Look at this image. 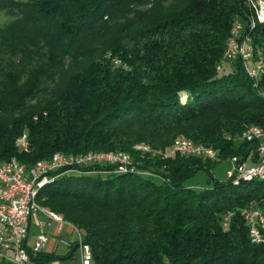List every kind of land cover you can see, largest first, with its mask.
I'll list each match as a JSON object with an SVG mask.
<instances>
[{"label": "trees", "instance_id": "obj_1", "mask_svg": "<svg viewBox=\"0 0 264 264\" xmlns=\"http://www.w3.org/2000/svg\"><path fill=\"white\" fill-rule=\"evenodd\" d=\"M0 9L16 16L0 26V159L32 166L59 152L122 151L136 165L59 168L40 192L44 208L80 229L93 264H264L245 218L253 204L264 210V181L185 184L222 159L255 154L257 141L237 136L264 126V74L253 79L241 57L218 68L239 19L264 58L258 8L249 0H0ZM24 134L27 147L18 145ZM179 139L211 145L218 158L136 148L166 151ZM56 258L33 256L35 264Z\"/></svg>", "mask_w": 264, "mask_h": 264}, {"label": "built area", "instance_id": "obj_2", "mask_svg": "<svg viewBox=\"0 0 264 264\" xmlns=\"http://www.w3.org/2000/svg\"><path fill=\"white\" fill-rule=\"evenodd\" d=\"M249 7L254 9V0L249 2ZM247 21L249 22V17ZM260 23H264V21H260ZM238 57L242 58L246 70L253 79L257 80L264 74L259 55H252L250 51L247 35L244 36V22L241 19H239V27L231 30L225 57L222 59L218 70L222 69L225 62ZM238 139L257 141L256 151L253 156L245 160L233 159L234 168L229 171L228 177L233 182L264 177V135H260V125L257 124V130H250L249 136ZM18 145L27 147L26 134L18 140ZM163 151L165 158L176 152L204 159H217L219 154L218 149L206 144H203L202 149H193L192 142L180 146H171L168 150ZM151 156L155 157V154ZM97 163L114 164L116 171L127 168L136 169L131 158L112 156L108 153L91 154L88 152L80 157L70 158H61L60 153H56L52 156V164L50 165H43L42 160L40 165L28 166V168H16L14 164L8 163L7 169L0 170V259H6L14 264H35L33 256L45 251L49 241L46 228L51 224L50 222H58L59 230H62L66 221L55 217L54 214H45L50 222L41 219L36 220L39 232L35 241L31 242L30 222L33 217L40 213V211H36V208H31V191H34L43 179L56 177L52 175V172L59 168ZM245 218L249 225L251 241L264 244V213L245 216ZM71 228L78 234L76 245L81 249V264H93L94 256L91 245L84 241L83 234L79 232V229Z\"/></svg>", "mask_w": 264, "mask_h": 264}, {"label": "rangeland", "instance_id": "obj_3", "mask_svg": "<svg viewBox=\"0 0 264 264\" xmlns=\"http://www.w3.org/2000/svg\"><path fill=\"white\" fill-rule=\"evenodd\" d=\"M251 1L253 0H249V2ZM254 1L258 2L260 0H254ZM260 3L261 5L263 4L262 5L263 8L262 7L258 8V11L264 10V0H262V2ZM261 11L258 14H261L262 13ZM15 17L16 16L8 14L6 10L0 9V26L6 25ZM48 84L52 85L51 81ZM233 168H234L233 159L231 158L222 159L218 161L215 168L211 171V174L207 171L199 170L194 176L187 179L185 184L195 188H202V187L212 186L214 183V178L219 181L226 182L228 181L229 178L228 173L229 171L233 170ZM156 180L158 182H161L162 178L157 177ZM251 208L252 209L260 208L264 212V210L261 207L257 206V204H253L252 207L248 209ZM69 224H70L69 222H66L62 230L59 229L57 230V226L53 227V231L52 230L49 231L48 228L50 241L45 247V251L54 252L55 254L59 255L60 258L53 259L47 264H81L82 263L81 249L79 246L76 245V242L78 240V234L77 232L72 230L71 228L72 226L71 224L70 225ZM70 251H72V254L69 256Z\"/></svg>", "mask_w": 264, "mask_h": 264}, {"label": "bare ground", "instance_id": "obj_4", "mask_svg": "<svg viewBox=\"0 0 264 264\" xmlns=\"http://www.w3.org/2000/svg\"><path fill=\"white\" fill-rule=\"evenodd\" d=\"M260 2H262V0H260L258 2H254V7L255 8L262 7L263 4L261 5ZM260 11H258V13ZM263 11L264 10H262L261 11L262 13L259 14L260 19H264V13H263ZM238 27H239V22L235 23V27L234 28H238ZM247 41H248V44H249V47H250V51H251L252 55H254L253 48H252V46L250 44L251 43L250 42V39H247ZM259 59L261 61V66L264 69V58L262 56H259ZM250 130H257V125H253L250 129H248L247 131H245L242 135H238L237 138H242V137L249 136L250 135ZM260 135H264V126H261V125H260ZM245 140L253 141V139H245ZM191 142H192V148L193 149H202L203 148V144L195 143V142H193L191 140H188V139H179L174 144V146H180V145H183L184 143H191ZM136 148H137V150H140V151H142L144 153H152V154H156V155H159V156L165 158V152L163 150H154L151 146H149V144L147 145V144L141 143V144L136 145ZM59 153H60V157L61 158L80 157V156L83 155V154H81V155H66V154L61 153V152H59ZM103 153H108V154H110L112 156H122L123 158H131L130 154L125 153V152H122V151L121 152H119V151H117V152H103ZM91 154H101V153H91ZM181 154H183V153H181ZM8 163L14 164V166L16 168H28V166L26 164L20 162L16 158H13V159L8 160V161H3V160L0 159V170L7 169ZM40 163H41V161H38L34 165H40ZM42 164L43 165H50V164H52V159H50L49 161H42ZM132 164H133V161H132ZM34 165H32V166H34ZM131 170H135V168L121 169V170H117V172L126 173V172H129ZM55 178L56 177H48V178H45V179H43L42 181L39 182V185L34 189V191H31L30 204H31V208H36V211H42V212H45L46 214H54L55 217H59L60 219L63 220V218H62L61 215H59L58 213H56L54 211H51V210H48V209L44 208L40 204V202H39V197H40L41 190L48 183H50L51 181H53ZM254 179H259V180L264 181V177L253 178V179H244V180H246V181H252ZM239 182L240 181H234L235 184H238ZM261 213H264V212L261 209H257V208L246 210V216H252V215H257V214H261ZM73 227L75 229H79L78 227H76L74 225H73ZM79 232H81L80 229H79Z\"/></svg>", "mask_w": 264, "mask_h": 264}, {"label": "crops", "instance_id": "obj_5", "mask_svg": "<svg viewBox=\"0 0 264 264\" xmlns=\"http://www.w3.org/2000/svg\"><path fill=\"white\" fill-rule=\"evenodd\" d=\"M45 214H46L45 212L40 211V213H38L36 217H33L31 219L30 226H29V228H30V241L31 242L35 241L36 235L39 232V228L36 224V220L41 219L42 221L50 222L49 218ZM50 223L51 224L46 228L47 232H48V228H49V231H51V230L53 231L54 226L55 227L57 226V230L59 229V223L58 222L52 221ZM71 226L73 227L72 224H71ZM49 241H50V238H49ZM49 241H48V243H49ZM47 244H46V246H47ZM46 252H49V251H46ZM6 253H9V252H6Z\"/></svg>", "mask_w": 264, "mask_h": 264}]
</instances>
